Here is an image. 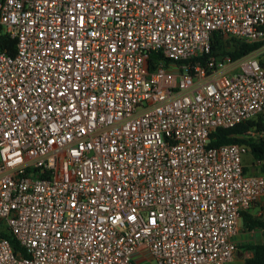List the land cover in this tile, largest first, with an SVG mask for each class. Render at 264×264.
I'll use <instances>...</instances> for the list:
<instances>
[{
	"label": "built area",
	"instance_id": "1",
	"mask_svg": "<svg viewBox=\"0 0 264 264\" xmlns=\"http://www.w3.org/2000/svg\"><path fill=\"white\" fill-rule=\"evenodd\" d=\"M0 27V264L230 262L264 174L209 137L264 110V68L198 58L263 41L264 0H0Z\"/></svg>",
	"mask_w": 264,
	"mask_h": 264
},
{
	"label": "trees",
	"instance_id": "2",
	"mask_svg": "<svg viewBox=\"0 0 264 264\" xmlns=\"http://www.w3.org/2000/svg\"><path fill=\"white\" fill-rule=\"evenodd\" d=\"M264 45L263 41L246 43L244 41L226 38L219 34H214L210 49L207 53L199 56L201 64L204 65L209 57H221L224 55L230 56L232 60H236L243 55L259 50ZM8 50L13 53L15 50V40L6 34L0 27V51ZM263 67L262 63H260ZM254 129L255 132L264 133V110L255 118L241 122L230 128H216L209 137V146H219L227 143H244L249 146V153L254 161L260 162L259 170L264 174V135L252 137L247 134V131ZM242 215V214H241ZM246 226L249 228H257L264 236V215L246 216ZM14 246L17 248L15 240L6 235ZM243 249L249 251L251 255L244 260V264H264V242L252 243L243 246Z\"/></svg>",
	"mask_w": 264,
	"mask_h": 264
},
{
	"label": "crops",
	"instance_id": "3",
	"mask_svg": "<svg viewBox=\"0 0 264 264\" xmlns=\"http://www.w3.org/2000/svg\"><path fill=\"white\" fill-rule=\"evenodd\" d=\"M257 57L262 63L264 67V45L259 49L257 53ZM263 59V61H261ZM244 163H245V170L248 173L257 174L260 173L259 165L260 162L254 161L251 154H247L244 156ZM264 215V198L260 199L259 201L255 202L253 205H251L248 209L244 210L241 215L240 220V231L239 233L234 237V240L237 244L238 250L234 256V258L230 262L234 261H240L242 264H244L245 258L249 257L251 253L245 249H243V246L252 244V243H261L264 242V236L262 235L261 231L257 228H249L246 226V216H259ZM148 259L146 253H138L135 256V262L137 264L138 261H142ZM228 262V263H230ZM227 263V264H228Z\"/></svg>",
	"mask_w": 264,
	"mask_h": 264
},
{
	"label": "rangeland",
	"instance_id": "4",
	"mask_svg": "<svg viewBox=\"0 0 264 264\" xmlns=\"http://www.w3.org/2000/svg\"><path fill=\"white\" fill-rule=\"evenodd\" d=\"M261 61H263V59H261ZM264 63V61H263ZM264 68V67H263ZM137 264H156V262L150 260V259H145L142 261H138ZM228 264H242L240 261H234V262H230Z\"/></svg>",
	"mask_w": 264,
	"mask_h": 264
}]
</instances>
